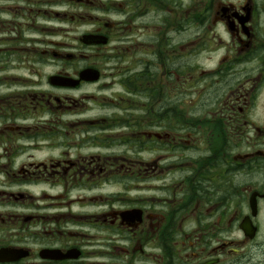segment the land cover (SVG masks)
<instances>
[{
    "label": "flooded vegetation",
    "instance_id": "obj_1",
    "mask_svg": "<svg viewBox=\"0 0 264 264\" xmlns=\"http://www.w3.org/2000/svg\"><path fill=\"white\" fill-rule=\"evenodd\" d=\"M0 264H264V0H0Z\"/></svg>",
    "mask_w": 264,
    "mask_h": 264
},
{
    "label": "rangeland",
    "instance_id": "obj_2",
    "mask_svg": "<svg viewBox=\"0 0 264 264\" xmlns=\"http://www.w3.org/2000/svg\"><path fill=\"white\" fill-rule=\"evenodd\" d=\"M45 29H46V28H44L43 31H40V36H39L40 39H42V37L45 35V33H46V32H45V31H46ZM39 30H41L40 27H39ZM72 34H73V33L71 32V36H72ZM108 190H112V188H111V187H106V188H104L103 191H108Z\"/></svg>",
    "mask_w": 264,
    "mask_h": 264
},
{
    "label": "water",
    "instance_id": "obj_3",
    "mask_svg": "<svg viewBox=\"0 0 264 264\" xmlns=\"http://www.w3.org/2000/svg\"><path fill=\"white\" fill-rule=\"evenodd\" d=\"M90 73V70H85L84 72H82L81 73V78H84V79H87V78H89V77H87V74H89Z\"/></svg>",
    "mask_w": 264,
    "mask_h": 264
}]
</instances>
